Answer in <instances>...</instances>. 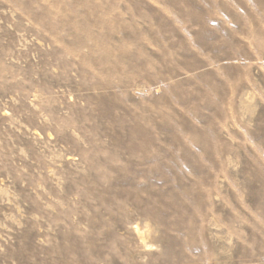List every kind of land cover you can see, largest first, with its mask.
<instances>
[{
	"label": "rangeland",
	"instance_id": "rangeland-1",
	"mask_svg": "<svg viewBox=\"0 0 264 264\" xmlns=\"http://www.w3.org/2000/svg\"><path fill=\"white\" fill-rule=\"evenodd\" d=\"M0 264H264V0H0Z\"/></svg>",
	"mask_w": 264,
	"mask_h": 264
}]
</instances>
